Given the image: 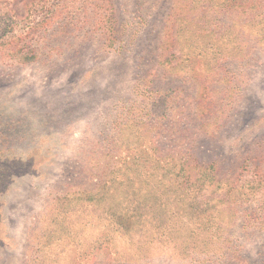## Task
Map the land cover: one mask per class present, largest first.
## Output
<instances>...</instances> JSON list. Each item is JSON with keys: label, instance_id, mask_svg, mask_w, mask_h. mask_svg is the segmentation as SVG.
<instances>
[{"label": "rangeland", "instance_id": "1", "mask_svg": "<svg viewBox=\"0 0 264 264\" xmlns=\"http://www.w3.org/2000/svg\"><path fill=\"white\" fill-rule=\"evenodd\" d=\"M0 264H264V0H0Z\"/></svg>", "mask_w": 264, "mask_h": 264}, {"label": "trees", "instance_id": "2", "mask_svg": "<svg viewBox=\"0 0 264 264\" xmlns=\"http://www.w3.org/2000/svg\"><path fill=\"white\" fill-rule=\"evenodd\" d=\"M200 55V54H199ZM83 194H90L91 196H92V199H94L95 198V196L92 194V193H90V192H87V191H84V193ZM98 194V193H97Z\"/></svg>", "mask_w": 264, "mask_h": 264}]
</instances>
